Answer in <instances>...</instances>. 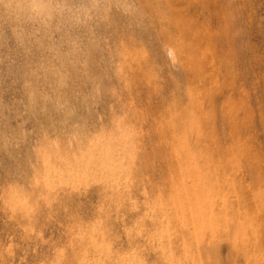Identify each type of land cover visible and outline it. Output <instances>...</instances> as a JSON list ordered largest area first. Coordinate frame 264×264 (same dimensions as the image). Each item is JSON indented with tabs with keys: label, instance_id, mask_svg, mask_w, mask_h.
<instances>
[{
	"label": "rangeland",
	"instance_id": "1",
	"mask_svg": "<svg viewBox=\"0 0 264 264\" xmlns=\"http://www.w3.org/2000/svg\"><path fill=\"white\" fill-rule=\"evenodd\" d=\"M0 264H264V0H0Z\"/></svg>",
	"mask_w": 264,
	"mask_h": 264
}]
</instances>
